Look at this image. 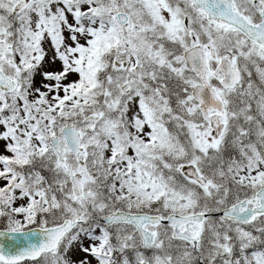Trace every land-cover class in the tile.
Wrapping results in <instances>:
<instances>
[{
	"label": "snow or ice",
	"instance_id": "obj_1",
	"mask_svg": "<svg viewBox=\"0 0 264 264\" xmlns=\"http://www.w3.org/2000/svg\"><path fill=\"white\" fill-rule=\"evenodd\" d=\"M0 264H264V0H0Z\"/></svg>",
	"mask_w": 264,
	"mask_h": 264
}]
</instances>
